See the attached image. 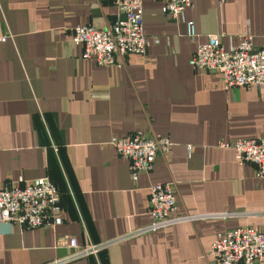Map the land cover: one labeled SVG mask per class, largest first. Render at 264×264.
<instances>
[{"label":"crops","instance_id":"0c3cea01","mask_svg":"<svg viewBox=\"0 0 264 264\" xmlns=\"http://www.w3.org/2000/svg\"><path fill=\"white\" fill-rule=\"evenodd\" d=\"M162 4L142 1L146 53L103 66L81 57L73 27L113 21L114 0H0V185L47 176L63 216L30 228L0 221V264H49L73 253L69 236L117 240L59 264H218L217 235L241 225L264 232V179L219 145L264 137V83L225 88L219 73L189 63L211 33L225 48L244 33L264 43V0H193L174 17ZM133 131L173 142L136 179L110 143ZM161 182L174 187L176 214L201 215L119 239L152 220L149 186Z\"/></svg>","mask_w":264,"mask_h":264},{"label":"built area","instance_id":"2783aa9c","mask_svg":"<svg viewBox=\"0 0 264 264\" xmlns=\"http://www.w3.org/2000/svg\"><path fill=\"white\" fill-rule=\"evenodd\" d=\"M143 0H114L117 14L105 26L92 22L73 27L72 40L82 45L81 57L93 59L99 65L121 64L128 53H146L147 38L143 30ZM193 0H163V10L171 17L177 16ZM187 22L188 36L196 34L193 20ZM220 33H211L206 42L199 43L192 52L189 63L193 68L213 70L220 74L225 88L253 85L261 88L264 83V43L256 45L250 33L242 40L224 47ZM4 37L1 38L3 40ZM110 143L116 153L129 161L131 175L136 179L139 172L148 171L160 154L170 151L173 142L164 134L133 131L121 137H112ZM223 147H233L241 163L251 162L257 177L264 179V137L250 136L234 140H219ZM191 146H188V151ZM21 181V179H20ZM148 212L152 220L144 226L131 228L119 239L155 231L164 226L195 218L201 214H176L174 187L169 182L149 186ZM60 192L47 176L24 181V184L0 185V221L16 222L22 227L57 225L63 220ZM227 216L229 213H216ZM114 240L79 244L75 237L67 238L73 253L49 264H59L80 256L94 255ZM211 254L218 264H255L264 258V232L254 226L233 227L215 237Z\"/></svg>","mask_w":264,"mask_h":264}]
</instances>
